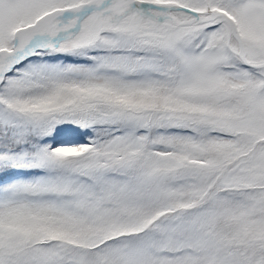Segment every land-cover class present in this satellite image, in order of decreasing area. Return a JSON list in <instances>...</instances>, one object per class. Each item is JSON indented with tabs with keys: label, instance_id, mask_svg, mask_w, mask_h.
I'll return each instance as SVG.
<instances>
[{
	"label": "snow or ice",
	"instance_id": "1",
	"mask_svg": "<svg viewBox=\"0 0 264 264\" xmlns=\"http://www.w3.org/2000/svg\"><path fill=\"white\" fill-rule=\"evenodd\" d=\"M0 264H264V0H0Z\"/></svg>",
	"mask_w": 264,
	"mask_h": 264
}]
</instances>
